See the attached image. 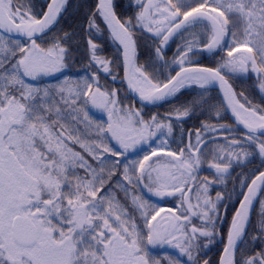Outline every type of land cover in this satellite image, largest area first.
<instances>
[{"label":"snow or ice","instance_id":"6c2138e0","mask_svg":"<svg viewBox=\"0 0 264 264\" xmlns=\"http://www.w3.org/2000/svg\"><path fill=\"white\" fill-rule=\"evenodd\" d=\"M0 264H264V0H0Z\"/></svg>","mask_w":264,"mask_h":264}]
</instances>
